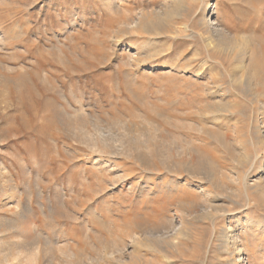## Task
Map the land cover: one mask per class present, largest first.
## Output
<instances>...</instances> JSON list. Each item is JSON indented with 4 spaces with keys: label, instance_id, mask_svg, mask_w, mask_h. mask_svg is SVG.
<instances>
[{
    "label": "rangeland",
    "instance_id": "obj_1",
    "mask_svg": "<svg viewBox=\"0 0 264 264\" xmlns=\"http://www.w3.org/2000/svg\"><path fill=\"white\" fill-rule=\"evenodd\" d=\"M104 1L0 0V223L36 253L23 264H105L104 247L124 252L112 264H228L229 227L246 261L264 264V184L245 189L264 171V94L245 77L250 65L264 77V0H210L202 15L233 42L213 49L199 0L157 18V34L137 22L154 26V10L176 0ZM127 124L168 141L159 157L117 154ZM173 138L215 161L217 188L185 196L216 213L189 218L155 254L154 227L173 229L168 185L185 178L170 170Z\"/></svg>",
    "mask_w": 264,
    "mask_h": 264
},
{
    "label": "bare ground",
    "instance_id": "obj_2",
    "mask_svg": "<svg viewBox=\"0 0 264 264\" xmlns=\"http://www.w3.org/2000/svg\"><path fill=\"white\" fill-rule=\"evenodd\" d=\"M106 1L107 0H105L104 2ZM209 1L210 0H199L198 2H195V3H198V5L197 7L194 8L195 10H193L194 17L199 18V21L197 24L202 26V29L204 30V35L206 36L205 41H207L206 46L212 49L221 48V46H224V45L227 46L228 48L232 47L233 42L229 41L230 34L228 35L227 29L220 23V21L217 20V17L215 16V14H210L208 17L205 16L206 14L202 15V13L209 12V8H208ZM168 3L169 4H166V5L162 4L163 6L162 8L158 10H154V26H152L153 22H152L151 17L145 16V17H142V19L137 22V27H143V28L147 27V28L154 30V33H156L160 29L159 27L160 25L159 26L157 25L159 22L158 21H157L158 23L156 22L157 18H162V16L163 17L165 16L168 19V17L173 12H179L183 8L185 9L188 8V6L185 5L187 2L184 4V1L182 2L183 4L180 2V0L179 1L176 0L172 2L169 1ZM179 3H181V5L177 7ZM205 3H207L205 6L206 8L202 9ZM183 27L186 28L187 25H183ZM245 77H246V86H248L256 96L258 97L263 96L264 77L262 75V70H261L260 65H256V67L252 65L248 66L246 73H245ZM155 131L156 129L154 128H151L147 131L146 130L141 131V129H139L138 127H135L132 124H127L126 127H121L120 139L116 141L117 143L113 145V147L116 148V150L118 151V153L117 152L116 153L122 157H133L134 156L133 154L136 153L137 155H139L138 153L141 150H146L147 152H150V154H154V157L157 158L159 157L160 154L156 152H158L168 141H166V139L163 136L155 137L156 136V135L154 136ZM210 133L212 135H215L214 132L212 131H210ZM95 136L97 137L98 135H95ZM226 137L224 136L223 137L224 139L222 140V143L225 145L227 144L225 142V140L227 139ZM99 139H100L98 141L99 143L97 141L96 142L92 141L93 145L96 148L97 147L98 148L107 147L106 140H104L103 138H99ZM169 145H170L169 153H171L172 155L170 156L168 155L167 157L173 158V163L169 158L170 160L169 162L172 163V165H170L171 166L170 170L172 173L176 174L178 177H185V178L176 180L174 184L171 183L173 184L172 186H170L171 184L168 185L169 186L168 190L171 192L169 194L174 196V200L171 201L170 203V206L172 207V210L174 211V214H173L174 216L171 215L172 217L170 216L171 218L168 219L170 220L171 225H173L171 226L173 227V229L172 230L167 229L166 231H164L162 227H154L155 237H156V239L154 240V253L155 254H160L163 251L165 246L172 247V245L175 243V236L180 230L179 226L181 227L185 221L188 222L187 220L189 218H194L195 220V218L200 217L202 214H208L209 216L211 215L214 216V214L216 213V212H213L209 206H207L208 203L206 201L203 202V199L201 200L191 199L190 200L188 196H185L187 193L188 194L190 193L189 191L199 189L198 188L199 185H200V188H202L203 182L208 183L209 186L212 185L214 188H217L218 183L216 179V174L218 173V169L216 168L215 161L204 150L199 149V148H194V147L191 148L190 145L185 144V142H182L179 139L177 140H175L174 138L171 139V142ZM136 157L138 158L140 156H136ZM256 162L257 160H254V163ZM148 164H151V163L148 162ZM191 180H194L196 183L193 184ZM262 184H264V171L259 173L258 176H255V179L250 184H246L245 189L246 190L256 189L257 187H260ZM209 192L210 190L208 191L202 190L201 194L202 193L209 194ZM246 196H247V193H246ZM229 218L234 219L236 217L232 215V217H229ZM235 224L238 225L239 222H235ZM175 225H178V227L174 228ZM213 237H216L215 234L213 235ZM222 240L226 244L224 250H226L228 254L227 255L228 264H249L250 263V262L248 263L245 259V250H244L245 247L242 248L241 247L242 245L241 246L239 245V242L237 239V233L232 231L231 227H229L226 231H224L222 235ZM25 245L26 243L24 241L18 240V236H16V230L14 227L9 228L8 226L0 223V254L3 257L2 261L0 260L1 261L0 264L1 263L2 264H23V262H27V261L31 263L34 262L36 253L34 252L29 253L28 250L27 252L26 250L23 251L25 248ZM124 247L125 246H123L122 248L124 249ZM138 247L139 246H135L134 248L137 249ZM149 250H153V249L150 248ZM108 251H109L108 248L104 247L102 250V255H100L101 259H103L102 261L106 262L105 264H112L110 263L112 262L111 259L113 260L116 259V261L120 263L122 262L120 260H122V257H123L122 255L124 254V252L120 254L117 252L119 255L117 258H114L113 256L115 255L113 256L110 255L109 257ZM25 258H27L28 260L26 261ZM21 259L22 260L24 259L25 261H22ZM68 261H71V260H68Z\"/></svg>",
    "mask_w": 264,
    "mask_h": 264
}]
</instances>
